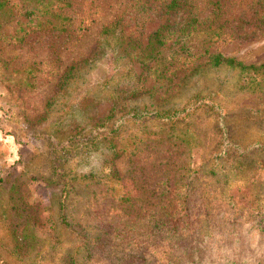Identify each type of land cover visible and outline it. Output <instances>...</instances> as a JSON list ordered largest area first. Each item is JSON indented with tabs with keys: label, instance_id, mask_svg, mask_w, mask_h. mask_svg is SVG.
<instances>
[{
	"label": "rangeland",
	"instance_id": "obj_1",
	"mask_svg": "<svg viewBox=\"0 0 264 264\" xmlns=\"http://www.w3.org/2000/svg\"><path fill=\"white\" fill-rule=\"evenodd\" d=\"M171 1L0 0L6 264H264V0ZM109 115L62 215L56 148Z\"/></svg>",
	"mask_w": 264,
	"mask_h": 264
},
{
	"label": "trees",
	"instance_id": "obj_2",
	"mask_svg": "<svg viewBox=\"0 0 264 264\" xmlns=\"http://www.w3.org/2000/svg\"><path fill=\"white\" fill-rule=\"evenodd\" d=\"M188 0H172L171 3L168 5V8L170 10L176 9L178 6H182V4H186ZM213 9L211 10L212 13H216V18L223 13L222 7L225 6L224 3L218 0L212 1ZM204 18H198L197 14H193L188 19V22L186 23V28L185 29H190L191 26L195 27L199 21H203ZM196 28V27H195ZM162 30L157 31L156 33L152 34V38H150L149 44H152L154 39L158 40L160 35H161ZM214 34L220 35V32H214ZM119 39V36H118ZM120 40V39H119ZM161 43V40H160ZM210 62L213 66L219 67L223 65H228L234 68H242V69H259L258 67L254 65H246L242 61L236 59L235 57H227L221 53H216L212 54L210 58ZM177 112L178 111H169L167 114L160 115L162 117L167 118V122L171 123L172 126L175 127L177 126V123L174 121L177 119ZM109 115V117L97 122L94 126V131L93 135L89 136H83L81 139L72 137L70 140H68V143L65 145H61L60 147L56 148V157H55V162L57 161V166L55 167V172L57 174L58 178V183L61 184V199H60V206H61V213L64 215V210H65V198L68 194L69 191V176L66 170H63L62 165L63 162H66V159L68 160L71 156H73L74 152L79 149V147H82L85 143H90L87 146H94V147H99L100 145L98 144H103L107 142L108 147H113L115 148L116 144L113 141L114 136H115V124L117 120H113L114 116ZM118 132V131H117ZM106 133V136L99 138L100 134ZM116 137V136H115ZM98 145V146H97ZM174 146H182V144L179 141H175ZM91 146V147H92ZM173 158V157H172ZM57 168V169H56ZM171 170L173 171V168L171 167ZM171 171V173H172ZM1 183V180H0ZM165 185H167V180H165ZM164 201V200H163ZM24 204V208L26 209V216L24 218L25 223H34L32 222V216L28 212L27 207H29L28 202L22 199L21 201ZM149 205V204H147ZM138 208V207H137ZM35 225V224H34ZM96 239V238H95ZM100 240V238H99ZM95 245V244H94ZM0 264H6L4 261L0 260ZM257 264H262V263H257Z\"/></svg>",
	"mask_w": 264,
	"mask_h": 264
}]
</instances>
